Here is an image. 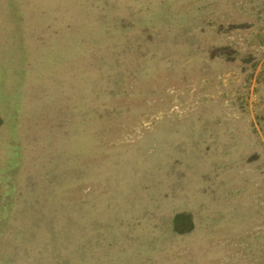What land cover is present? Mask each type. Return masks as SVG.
<instances>
[{
    "label": "rangeland",
    "instance_id": "1",
    "mask_svg": "<svg viewBox=\"0 0 264 264\" xmlns=\"http://www.w3.org/2000/svg\"><path fill=\"white\" fill-rule=\"evenodd\" d=\"M0 264H264V0H0Z\"/></svg>",
    "mask_w": 264,
    "mask_h": 264
}]
</instances>
